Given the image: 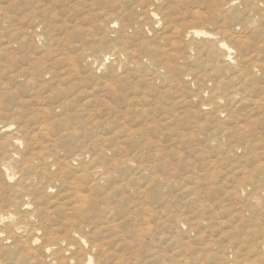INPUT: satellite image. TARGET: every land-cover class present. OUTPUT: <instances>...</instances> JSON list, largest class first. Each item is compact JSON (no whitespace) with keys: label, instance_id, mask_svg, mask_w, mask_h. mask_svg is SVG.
<instances>
[{"label":"rangeland","instance_id":"rangeland-1","mask_svg":"<svg viewBox=\"0 0 264 264\" xmlns=\"http://www.w3.org/2000/svg\"><path fill=\"white\" fill-rule=\"evenodd\" d=\"M229 1L0 0V126L11 125L0 130V144L23 130L20 158L34 159L41 174L33 182L18 174L10 183L27 185L31 196L24 201L40 209L41 222L50 214L49 223H57L47 227L57 235L63 217L75 214L78 194L99 202L108 230L85 238L114 239L91 252L93 261L107 255L104 262L112 264L135 250L136 239L125 244L121 238L139 225L153 227L165 264H183L181 252L190 257L187 264H221L222 256L233 261V246L235 261L258 260L264 246V0ZM188 29L205 35L188 39ZM34 30L41 39L33 38ZM219 40L232 48L229 66L210 49L208 41ZM74 111L94 119L77 125L78 139L65 140L55 129L63 123L74 131ZM44 149L56 155L36 161ZM79 151L82 157L72 159ZM96 169L109 172L97 186ZM182 215L190 221L175 230L173 216ZM0 231L7 238L0 262L10 264L25 237L6 236L2 225ZM33 253L35 262L49 261L43 251Z\"/></svg>","mask_w":264,"mask_h":264},{"label":"bare ground","instance_id":"bare-ground-1","mask_svg":"<svg viewBox=\"0 0 264 264\" xmlns=\"http://www.w3.org/2000/svg\"><path fill=\"white\" fill-rule=\"evenodd\" d=\"M228 5H230V3ZM229 7H228V9H230ZM201 33L203 35H205V33L200 32V31H197V29L196 30L188 29L184 33V36L186 38H188V39L189 38L192 39L191 37H194V36L196 37L197 35H199ZM32 36L35 39H37V38L38 39H41V35L36 30H34L32 32ZM200 42H203V41H200ZM208 42L211 44V46L208 45V46H210V49L212 48L213 50H216L215 52H217V54L220 52V54L224 56L225 63H223V66L222 67H225L224 64H226V66H229L230 65L229 64L230 63V59L232 58L231 57L232 48L230 46L226 45L221 40L216 41L215 43L214 42L212 43V41L211 42L208 41ZM192 43H194V42H192ZM204 45H202V46L204 47ZM125 52H126V50H125ZM116 53H118V52H116ZM116 53H114V55ZM209 53H210V51H209ZM107 55H108V53H104L103 54V58L104 59H107ZM91 56H93V55H90V57ZM94 56L95 57H100L98 55L97 56L94 55ZM126 57L128 58V60H133L134 59L133 58V54L130 53V52H126ZM215 57H217V56H215ZM211 60L214 61V58H212ZM112 61L113 60H111V62ZM116 61H118V58H116ZM216 61H218V60H216ZM118 63H120V62H118ZM98 64H100V63H98ZM109 64H111V63H109ZM220 67H221L220 65L217 66L218 69ZM87 98H85L86 100H84L85 106L86 105H89V103H90V101H88ZM74 100L75 101H81L82 98L81 99L74 98ZM56 112H60V109L54 111L53 113L56 114ZM70 116H71V118L69 119V121L70 122H73L75 124L74 131H70V125L69 124L63 127L61 125L63 123H58V121H57L58 127L55 130L58 131V132H55V133L56 134H59L60 133L63 136V138H66L65 140H67L69 138H71L72 140H76V139H78L77 136L75 135L76 134V131L78 129L77 128V125H79L80 127L89 126V125H87V122H89L90 120H93L94 118H93V114H91V113L90 114L88 112H83L82 113V112H79V111L78 112L77 111H74V112L70 113ZM97 118L99 119L100 116H98ZM91 124H92V122H91ZM101 124H103V123H101ZM54 125H55V123H54ZM10 126L11 125L2 124L0 126V130L7 131V130L10 129ZM22 132H23V130H22ZM22 132H21V129L15 130V132H14L15 135L14 136L13 135L12 136H9L4 142H2L0 144V167L2 169V171H0V172H1V175H3V178H2V176H0V225H2L4 228H6L8 230V234H6V236H8L10 238H12V235L14 237L15 234H16V236L17 235L22 236L21 238H24L25 237L23 239V241H21V244H19L20 246L19 245L16 246V249L14 251H16L17 254H14L15 257H13V254L12 253L10 254V264H44V260H38L37 262L34 261V259L36 257L34 256V253L33 252H35V251L36 252L38 251L39 253L41 251H43L44 253H46V256L49 257V261L47 262V264H66V263L67 264L68 263L69 264H106V261L104 262V260H107L108 259V256L107 255L105 256V259L104 260H101L100 259L101 257L99 258V257H96L95 256L96 259L94 261H93L94 256L91 255V252H93L94 250H96L97 252H98V250H100L99 252H101V249H102V246L104 245V243H108V244H105V245H109L110 244L109 241L114 239L111 236L110 237L111 239L108 238L109 239L108 241L104 240L103 244L96 243V242H92L93 241L92 238H94L93 237L94 235H97L99 232H102L103 230H105V231L108 230V228L106 227V225L103 224L102 222H100L102 220H101V217L99 215V213L101 212L100 209H98V203L99 202L97 203V202L91 200L87 195H84V194L83 195H79L78 194L77 195V198H78V201L77 202H78V204H76L72 208L73 209V212L75 214L72 217H69V216H67L65 214H64L65 217H63L62 215L60 216V219H61V217L64 218L63 221H61L62 223H60V225H61L60 227H62V229H63L62 231L61 230L60 231H61V233L63 232V234L57 235L55 233H51L50 232L51 229H48V227H47L48 224L49 225H52V224L54 225V223H57V222H54V223L50 222L52 224L49 223V221H51L50 214L47 213L45 216L43 215L44 216L43 218L45 219V221L43 223V222L40 221V218H39L40 215L38 216V214L40 213V209L36 205H34V203L30 202L29 200L24 201V198L25 197L31 196L30 193H29V190H25L24 189V187L25 188H28L27 185L26 186H23V187H18V186H16V183L15 184H11L10 183L11 180L13 178H15V176H17L18 174L20 175V178L23 177L22 180H24V181H31V182H33L34 180L37 181V178H39L40 175H41V174L36 175V173L34 171L36 169V166H35L34 163H32L30 161V160H34V159H21V158L25 157L24 155H23V157H21L20 152H19V147H21V144L24 143V140L22 138H20V135H18V134H20ZM102 153H104V151ZM54 155H56V154H53L48 149H44V150H42L40 152V156L38 158H36V161L39 160V158L41 159V161H43V159L44 160L45 159H48L50 157H53ZM73 157L74 158H72V159H76V158L82 157V152L79 151L78 153L74 154ZM99 157H102V154H100ZM95 160H96V158H95ZM66 162L69 163V161H66ZM15 163H18V164H15ZM79 165H81V164H79ZM71 166H74V165H71ZM115 168L118 169V167H115ZM106 173H109L108 170H103V169H100V170L99 169H96V170H94V175L99 178V179H96V180L94 179L95 180L94 181L95 182L94 184L96 186L98 184V181L100 182L101 181V178H103V176L106 175ZM94 184H92V185H94ZM18 185L20 186V184H18ZM4 193L6 195L8 193L7 196L10 195L9 196L10 198H5L6 196L5 197L3 196ZM45 194H47V193H45ZM38 198H37V200H38ZM199 207H201V206H199ZM19 208H22L23 210L25 209L26 211L24 210L25 212H23V214H21L20 212H22V211H19ZM50 208H52V207H50ZM47 210H49V209H47ZM55 210H57V209H55ZM141 210H139V211H141ZM197 212H198V210H197ZM201 212H202V210H201ZM101 213H103V212H101ZM43 214H45V213H43ZM156 214H158V213H156ZM147 215H145V216H147ZM163 215H165V214L163 213ZM186 215H187V213H185V217H187ZM161 216H162V214H161ZM43 218H42V220H43ZM152 218H155V217H152ZM202 218H203V216H202ZM60 219H58V220H60ZM142 220H144V219H142ZM190 220H191V218H190ZM190 220L187 221V219L186 218H183V215H182V217L181 216H173V220L172 221H173V225L177 227V229H175V230H179L180 229L179 226H181V225L184 226L185 224H188V222ZM59 222L60 221H58V223ZM120 223L121 222H116V224H117L115 226L116 229L119 228ZM154 224H158V223L156 222ZM199 224H200V221H196L195 222V225L196 226L199 225ZM195 225H192V226L190 225V226L191 227H194ZM58 226H59V224H58ZM139 226H136L135 228H133L130 231L127 230V233H124L122 235V238H121L122 239L121 242H125V244H128L133 239H136L137 248L135 250L131 251L128 255H125V254L123 256L120 255L121 257L116 258V261H115V259H113L115 261V263L113 261L112 264H165V262H164L165 261L164 256L163 255H160V252H163L164 250L159 252V251H157L158 248H156V241H158V238H155L156 234L153 231V227L150 226V225H147L146 227L144 226L142 228H139ZM56 227H57V225H56ZM159 227H161V225ZM187 229H188V227H187ZM55 230H52V231L55 232ZM188 230L190 231V229H188ZM201 230H205V229H202L201 228ZM2 232L3 231H0V242H4V240L7 239V238L5 239V237L1 235ZM57 232H59V231H57ZM159 232L161 233V231H159ZM171 232H172V230H171ZM207 232L208 231H206L205 233H207ZM167 233H169V232H167ZM181 233H182V231H181ZM16 236H15V239H16ZM90 236H92V238H91L92 241L90 240L92 243L89 241V239H86L85 238V237H90ZM195 236H196V234H195ZM205 236H207V235H205ZM170 237H172V236H170ZM84 238L86 239V241L84 240ZM126 238L127 239L128 238H131L132 240L126 241L125 240ZM147 238H149L148 239L149 241L146 240ZM185 238H187V237H185ZM211 238H212V236H211ZM101 240H103V239H101ZM178 240H180V239H178ZM87 241L90 242V243H87ZM98 242H102V241H98ZM168 242H170L169 239H168ZM16 243H17V241H16ZM160 243H162V242H159V244ZM204 243H206V242H204ZM206 244H208V243H206ZM12 245H13V243H12ZM158 246H160V245H158ZM31 247H33V248H31ZM100 247H101V249H100ZM162 247H161V249H162ZM178 247H179V245H178ZM176 250H177V248H176ZM230 250H231V253H233L235 255L234 256V258H235L236 257L235 247L234 246L231 247ZM200 251H202V250H200ZM232 251H234V252H232ZM44 253H41V254H44ZM208 253H210V252H208ZM168 254H171V253H168ZM221 254L223 255V253H221ZM259 254H260V256L258 257V260H254L253 262H250V263L249 262H245V261L244 262L235 261L234 258H233V261H229L227 259V257L222 256L221 257V260H222L221 261V264H264L263 263V261H264V246L259 251ZM38 255L40 256V254H38ZM180 255H181V258L183 259L182 260V262H184L183 264L189 263L188 260H190V257L185 256V254L182 253V252L180 253ZM97 256H99V253H97ZM177 256H179V255H177ZM177 256H176V258H177ZM194 256H196V254H194L193 257ZM197 256L200 258V255H197ZM44 257H45V255H44ZM203 257H205V255ZM126 258L128 259L127 262L125 261ZM42 259H44L43 256H42ZM179 260H180V256H179ZM111 261H112V259H111ZM170 262H172V259H171V261H169L167 263H170ZM180 262L181 261H179V263ZM0 264H4V263L3 262H0ZM108 264H110V263H108Z\"/></svg>","mask_w":264,"mask_h":264}]
</instances>
